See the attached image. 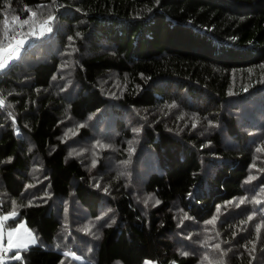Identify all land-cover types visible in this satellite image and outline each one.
<instances>
[{"label":"trees","instance_id":"obj_1","mask_svg":"<svg viewBox=\"0 0 264 264\" xmlns=\"http://www.w3.org/2000/svg\"><path fill=\"white\" fill-rule=\"evenodd\" d=\"M45 1L51 0H9L7 14L28 18L30 9ZM5 2L0 0V29ZM61 4L64 10L58 20L66 23L67 30L58 33L59 46L70 35L73 38L69 42L82 49L83 44L89 46L88 53L75 62L72 80H68L76 95L66 101L53 93V80L63 59L56 53L47 54L52 41L45 43L47 55L42 59L26 63L29 67L25 70L26 64L20 63L21 74H17L16 66L0 79V90L3 86L12 89L10 98L18 109L17 123L22 130L19 136L0 105L3 212L10 211L12 200L18 201L16 221L25 220L40 241L7 264H197L198 255H183L173 240L176 201L197 221H206L219 208L241 201L240 216L224 218L228 239L237 237L239 243L255 239L256 221L249 228L238 229L248 223L257 208L264 212V201L259 198H264V176L259 187L247 189L256 163L254 147L235 115L222 112L219 116L226 126L224 134L237 143L234 147L224 144V134L216 127L209 130L214 133L208 138L211 146L205 147L204 138L190 132L176 134L163 120L146 123L144 133L159 169L148 174L144 187L160 200L147 214L129 190H115V195L109 196L92 186L84 164L67 156L69 143L60 135L66 104L76 119L97 113L108 125L113 111L118 113L128 106L156 108L177 92L218 110L219 104L228 100L234 75L250 74V91L262 87L264 0H61ZM110 70L127 73L132 80V87L117 104L100 86L101 78ZM125 125L123 119L116 124L120 130L117 140L122 144L132 134ZM27 137L35 145L33 151ZM37 153L47 168L45 184L53 196L25 204L26 175L32 155ZM214 154L218 158L211 169L208 163L213 162ZM73 192L93 217L106 204L117 213V221L105 226L101 237L94 240V257L86 262H77L56 246L62 221L53 199L69 198ZM260 232L264 233V228ZM249 259L245 253L234 263L248 264Z\"/></svg>","mask_w":264,"mask_h":264},{"label":"rangeland","instance_id":"obj_2","mask_svg":"<svg viewBox=\"0 0 264 264\" xmlns=\"http://www.w3.org/2000/svg\"><path fill=\"white\" fill-rule=\"evenodd\" d=\"M63 7L61 0H51L31 8L30 15L25 19L10 12L7 14L10 28L8 39L4 37V23L0 29V62L5 65L0 68V79L4 76L2 74L16 66L17 74H21L23 68L19 65L20 63H33L47 54L56 53L62 57L63 63L59 73L54 77L51 87L54 90L53 93L66 101L76 95V91L70 89L68 80H72L75 62H79L80 56L88 53L89 46L84 47L83 44L82 49L81 46L69 42L73 38L72 35L65 37L68 41L59 46L58 33L65 32V28L67 30L66 23L58 20L59 16L63 15L61 13L64 10ZM32 12L36 13L35 17L31 15ZM13 17H19V21L13 23ZM24 20H28L29 23L22 25L20 22ZM13 35L16 37L15 40L11 39ZM17 41H23V43L17 51H11L9 45H15ZM49 41H52L53 45L48 49V53L44 54L45 45ZM28 67L29 65L26 64L24 70ZM131 81L127 73L110 70L101 78L100 86L113 103L117 104L129 87H132ZM250 81V74L234 75L228 100L219 104L220 111L215 110L211 103L212 108L208 109L201 105V102L196 103V99L193 101L185 97V92H177L166 104L156 108L128 106L121 112L113 111L107 125L103 119L100 120L101 116L97 113L83 120L76 119L66 104L60 138L69 143L67 156L76 157L84 164L92 186L109 196L115 195V190L118 192L123 189L129 190L133 193L142 212L147 214L148 210L160 203V200L144 187L148 174L159 169L154 149L147 142L144 133L146 123L163 120L169 130L176 134L183 135L185 132H190L197 134L201 139L204 138L203 146L207 147L211 146V142L208 141L209 136L214 134L209 130L216 127L224 134L226 126L219 116L222 112L228 113L238 118V125L243 131L249 133L250 145L254 147L256 163L251 168V174L247 179V189L250 191L259 187L260 180L264 176V79L261 80L262 87L258 89L255 87L253 91L248 88L252 83ZM3 88L0 90L2 112L8 120L13 121V126L20 136L22 130L17 123L19 112L10 98L12 89L5 86ZM120 119L125 121V127L130 128L132 132L125 144L117 140L120 130L117 129L116 124ZM25 139L30 145L29 150L33 151L35 146L33 141L29 137ZM223 142L227 147L237 145L235 139L227 137L226 134L223 136ZM211 158L213 162H209L208 165L212 169L218 156L214 154ZM47 179V168L39 154H33L26 175L25 204L43 202L53 196L48 191L49 186L45 184ZM259 198L264 201V198ZM53 204L62 221V229L56 243L57 248L77 262L93 259L94 240L101 237L105 226L117 221L115 210L106 204L101 207L99 215L93 217L75 196V192L69 198L53 199ZM11 205L9 212L0 213V264L16 260L14 257L16 255L20 257L23 250L40 243L36 233L25 220L16 221L20 203L12 200ZM239 206L241 201L239 205L229 204L219 208L216 214L206 221H197L189 215L180 202H174L173 211L177 219V230L173 234V240L177 241V247L184 253L197 254L199 257L197 264H235V258L242 257L245 253L249 254L248 264H264V233H259L264 228V212L261 209L256 207V212L249 215L251 219L248 223L238 229L239 232L249 228L252 222L256 221L258 235L255 239L241 240L240 243L237 242V237L228 239L224 218L240 216L239 210H243V207L239 208ZM5 216L8 217L7 220L4 219ZM9 233H11L13 245L18 247H9ZM217 245L219 248L216 247ZM147 262L151 263V261ZM120 263L116 262V264Z\"/></svg>","mask_w":264,"mask_h":264},{"label":"snow or ice","instance_id":"obj_3","mask_svg":"<svg viewBox=\"0 0 264 264\" xmlns=\"http://www.w3.org/2000/svg\"><path fill=\"white\" fill-rule=\"evenodd\" d=\"M10 7H11V5H10L9 0H6V2H5V19H4V37H5V39H8L9 38L8 34H9V31H10V28H9V23H8V19H7V9L10 8ZM31 15L33 17H35L36 13L35 12H32ZM12 20H13V23H16V22L19 21V17H13ZM20 23L22 25H24V24H28L29 21L28 20H24V21H22ZM45 23H47V21H45ZM11 39L12 40H15L16 39L15 35H13L11 37ZM22 43H23V41H17L15 45H9V48L11 49V51H17L18 48L20 47V45ZM9 54L11 55V52ZM4 66L5 65L2 62H0V68H3ZM257 202H259V201H257ZM4 219L7 220L8 217L5 216ZM249 219H251V217ZM210 223H211V221H210ZM8 244H9V247L10 248L11 247H18V245H13L12 240H11V233H9V241H8ZM25 247H26V245H25ZM216 247L219 248V245H217ZM182 254L183 255H187V253H182ZM14 258L15 259H20L19 255H16ZM145 264H150V262H147L146 261Z\"/></svg>","mask_w":264,"mask_h":264},{"label":"built area","instance_id":"obj_4","mask_svg":"<svg viewBox=\"0 0 264 264\" xmlns=\"http://www.w3.org/2000/svg\"><path fill=\"white\" fill-rule=\"evenodd\" d=\"M4 211V204L3 201L0 199V213Z\"/></svg>","mask_w":264,"mask_h":264}]
</instances>
